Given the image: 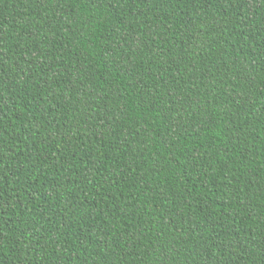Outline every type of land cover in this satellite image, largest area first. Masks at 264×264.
<instances>
[{
  "label": "trees",
  "instance_id": "trees-1",
  "mask_svg": "<svg viewBox=\"0 0 264 264\" xmlns=\"http://www.w3.org/2000/svg\"><path fill=\"white\" fill-rule=\"evenodd\" d=\"M0 264H264V0H0Z\"/></svg>",
  "mask_w": 264,
  "mask_h": 264
}]
</instances>
